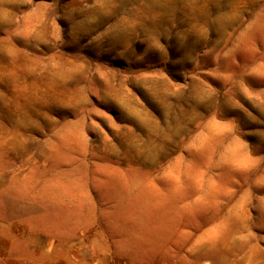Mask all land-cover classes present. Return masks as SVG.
<instances>
[{"label": "rangeland", "instance_id": "1", "mask_svg": "<svg viewBox=\"0 0 264 264\" xmlns=\"http://www.w3.org/2000/svg\"><path fill=\"white\" fill-rule=\"evenodd\" d=\"M254 41L264 0H0V72L10 57L16 85L0 81V264H215L244 232L264 243V157L216 161L179 132L172 151L129 164L118 110L91 93H120L98 77L109 70L183 88L215 71L235 146L264 124ZM215 42L220 63L205 56Z\"/></svg>", "mask_w": 264, "mask_h": 264}, {"label": "crops", "instance_id": "2", "mask_svg": "<svg viewBox=\"0 0 264 264\" xmlns=\"http://www.w3.org/2000/svg\"><path fill=\"white\" fill-rule=\"evenodd\" d=\"M19 46L24 47L17 45V49ZM253 54L255 56L252 59L253 63L262 64L260 67L264 69L263 41H254ZM207 55L215 63H220L225 56L222 45H218L217 42L214 46L206 47L205 56ZM9 58L5 59L6 67L0 72L2 85L6 82L9 84V87H6L7 93L10 87L16 86L11 84V80H6L12 77V68L15 65ZM35 59L29 57L28 61L21 60L24 63L29 62V67L33 66L38 70L40 63H36ZM21 68L20 72H22ZM255 68L258 70V66ZM214 72L205 71V76L200 74L191 77L186 88L155 72L134 73L132 82L128 81L131 77L121 71L109 70L99 73L98 77L102 79L117 78L116 83L120 85V93L108 92L98 83L91 91L103 105L117 109L122 118L118 131L119 157L122 158L124 155L130 160L129 164L134 165L136 163L131 161H139L143 153L146 158L158 157L161 152L172 151L181 141L175 140L174 137L169 138L170 133L174 135L180 132L186 136L181 139L183 144H187V150H190L191 144H194L199 151H215L212 158L216 161L224 159L223 154L227 149L237 151L236 158L248 159L249 164L262 159L264 124L256 126L253 130H242L240 134L245 138L238 137L235 146L223 147L224 135L231 134L237 137L236 133L240 132L241 126L236 121L223 118V105L218 98L217 85L212 81L213 78L217 79ZM260 72L264 74L263 71ZM26 78L25 84L29 87L30 77ZM85 78L86 75L82 77ZM34 93L42 94L43 90L40 88L34 90ZM164 128H167V131ZM159 135L161 137H158ZM253 167H255L254 163ZM219 257V260L214 259L215 264H264V243L256 237L255 232H244L221 251Z\"/></svg>", "mask_w": 264, "mask_h": 264}]
</instances>
